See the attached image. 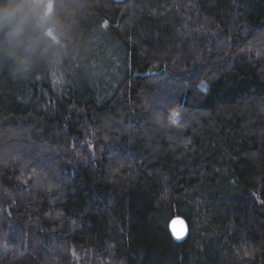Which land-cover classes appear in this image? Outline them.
<instances>
[{"label":"trees","instance_id":"1","mask_svg":"<svg viewBox=\"0 0 264 264\" xmlns=\"http://www.w3.org/2000/svg\"><path fill=\"white\" fill-rule=\"evenodd\" d=\"M35 1L28 70L0 56V264H264V0Z\"/></svg>","mask_w":264,"mask_h":264},{"label":"clouds","instance_id":"2","mask_svg":"<svg viewBox=\"0 0 264 264\" xmlns=\"http://www.w3.org/2000/svg\"><path fill=\"white\" fill-rule=\"evenodd\" d=\"M33 25L32 0H0V56L14 60L20 71L30 66L35 48Z\"/></svg>","mask_w":264,"mask_h":264},{"label":"water","instance_id":"3","mask_svg":"<svg viewBox=\"0 0 264 264\" xmlns=\"http://www.w3.org/2000/svg\"><path fill=\"white\" fill-rule=\"evenodd\" d=\"M50 13H51V3L49 2L46 15H49ZM47 34H49V32ZM169 232L173 241H175L176 243H182L188 238L190 229L188 223L184 218L180 216H176L169 223Z\"/></svg>","mask_w":264,"mask_h":264},{"label":"rangeland","instance_id":"4","mask_svg":"<svg viewBox=\"0 0 264 264\" xmlns=\"http://www.w3.org/2000/svg\"><path fill=\"white\" fill-rule=\"evenodd\" d=\"M35 3L38 5V6H41L43 12H44V16H43V19L45 21H49L50 17H51V13L49 15H46L45 12L48 10V3H49V0H36ZM177 115H173V119L174 120H177Z\"/></svg>","mask_w":264,"mask_h":264},{"label":"snow or ice","instance_id":"5","mask_svg":"<svg viewBox=\"0 0 264 264\" xmlns=\"http://www.w3.org/2000/svg\"><path fill=\"white\" fill-rule=\"evenodd\" d=\"M177 238H179V237H177Z\"/></svg>","mask_w":264,"mask_h":264}]
</instances>
